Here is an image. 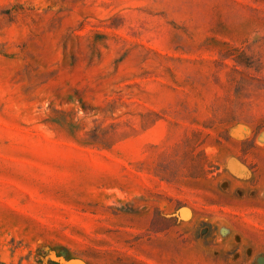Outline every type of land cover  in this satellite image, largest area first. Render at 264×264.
Wrapping results in <instances>:
<instances>
[{
	"label": "rangeland",
	"instance_id": "obj_1",
	"mask_svg": "<svg viewBox=\"0 0 264 264\" xmlns=\"http://www.w3.org/2000/svg\"><path fill=\"white\" fill-rule=\"evenodd\" d=\"M0 264H264V0H0Z\"/></svg>",
	"mask_w": 264,
	"mask_h": 264
}]
</instances>
